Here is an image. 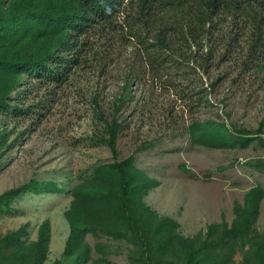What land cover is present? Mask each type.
I'll return each mask as SVG.
<instances>
[{"label": "rangeland", "instance_id": "374dc122", "mask_svg": "<svg viewBox=\"0 0 264 264\" xmlns=\"http://www.w3.org/2000/svg\"><path fill=\"white\" fill-rule=\"evenodd\" d=\"M228 26L224 22L222 29L205 33L203 49L194 42L193 53L210 52L209 61L155 60L137 37L122 39L123 30L114 24L100 35L96 28L89 30L88 48L96 47L89 54L98 61L107 42L118 45L103 70L95 59L60 82L23 74L9 106H0V195L35 181H52L60 191L25 190L0 211V263L77 264L74 255L67 256L73 188L90 178L97 165L109 166L131 155L147 186L143 204L131 209L137 217L150 218V225L137 233L122 219L124 233L115 235L96 231L98 222L86 218L79 264H185L182 240L188 238L197 247L232 229L251 205L247 197L255 187L263 190V197L251 232L264 234V171L256 165L264 161V47L250 52L249 32L235 36ZM202 90L204 95L198 92ZM100 109L107 121L121 123L115 153L108 143V125L97 114ZM198 121H212L210 128L226 135L222 145L206 143L198 134L194 138L191 125ZM43 231L45 255L18 260L19 242L30 248ZM239 242L206 248L197 264H254L244 260L247 246L242 249Z\"/></svg>", "mask_w": 264, "mask_h": 264}, {"label": "trees", "instance_id": "16d2710c", "mask_svg": "<svg viewBox=\"0 0 264 264\" xmlns=\"http://www.w3.org/2000/svg\"><path fill=\"white\" fill-rule=\"evenodd\" d=\"M122 5L128 8L123 10ZM121 9L125 16L124 22L120 24L117 17ZM224 22H229V34L240 36L241 32H249L250 52H256L257 45L264 47V0H0V106H9L13 89L22 85L23 74H27L28 79L35 77L44 82H60L69 79L74 69L89 67L96 59L95 54L93 57L89 54L90 51L96 53V47L93 50L88 48L91 29L96 28L95 33L100 35L107 27L112 26L114 29V24L118 25L123 30L122 39L127 41L137 37L142 46L149 48V56H154L155 60L162 58L174 64H186L210 60V52L197 55V51L193 53L192 46L196 42L203 49L206 46L201 40L204 34L222 29ZM107 43L103 58L100 61L96 59L97 65L102 64L100 70L109 65L107 58L118 46ZM152 48H159L161 53L155 55ZM164 52L165 56L162 55ZM125 80L129 81V76ZM209 86L213 87L214 82ZM198 92L204 95V90ZM98 97L96 93V103ZM97 114L108 125V143L115 153L114 139L121 123L116 118L112 122L107 121L102 109ZM211 124L214 123L194 122L191 125L193 137L197 138L198 134L206 143L222 145L226 135L219 136L215 128H210ZM256 165L264 171V161H258ZM146 188V182L136 171L132 155L109 166L97 165L93 175L76 185L72 191L75 198L68 216L73 230L67 256L74 255L77 264L82 262L84 254L78 250L87 229H81L86 218L98 222L96 231L102 229L123 235L121 224L124 219L137 230L134 232H144L150 225V218L137 217L131 208L135 203L143 204L141 195ZM30 189L60 191L52 181H35L2 193L0 211L10 207L18 193ZM262 192L261 188L255 187L248 193L251 205H247L234 227L222 230L218 238H210L197 247L188 238L183 239L182 247L187 254L184 263L197 264L206 248L212 251L211 247L216 249L233 240H240V248L247 246L244 260L249 262L252 259L254 264H264V234L252 235L251 232L254 231L252 225L263 197ZM150 216L153 217V214ZM122 226L125 228L124 224ZM211 230H215L213 226ZM16 240L20 241L17 236ZM46 241L47 234L43 231L40 239L33 242L30 248L23 249L24 246L16 242L19 245L15 250L17 259L26 262L38 260L45 255Z\"/></svg>", "mask_w": 264, "mask_h": 264}]
</instances>
